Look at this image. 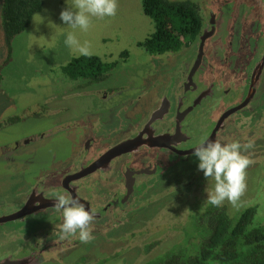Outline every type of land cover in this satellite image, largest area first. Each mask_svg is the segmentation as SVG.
Returning <instances> with one entry per match:
<instances>
[{
  "label": "rangeland",
  "instance_id": "rangeland-1",
  "mask_svg": "<svg viewBox=\"0 0 264 264\" xmlns=\"http://www.w3.org/2000/svg\"><path fill=\"white\" fill-rule=\"evenodd\" d=\"M188 1L198 4L204 19L211 11L215 35L210 43L217 49L226 47L227 41L238 47L240 37L247 35L248 38L246 28L250 23L255 26L264 22L263 14H260L262 0ZM1 4L2 0L0 146L13 148L14 142L23 143L32 136H40L31 145L23 144L17 153L11 150L3 155L0 152V161H37L44 170L67 165L80 156L88 131L86 124L100 117L107 124L102 130L106 136L102 148L119 142L134 132L131 129L140 118L147 117L173 76L185 68V57L191 60L194 56L195 44L163 56L147 54L139 44L150 37L155 28L143 13L142 0H118L114 17L93 18L87 32L75 30L81 43L89 42L91 56L117 62L102 85L86 87L88 83L70 81L61 72L72 59L79 57L65 46L66 35L73 30L59 19L60 12L71 6L72 0H43L42 10L33 17L30 27L13 39L10 54L2 29ZM251 44L253 46L254 41ZM241 52H244L243 48ZM123 53L127 56L120 58ZM238 68L243 75L244 68ZM106 89L113 93L103 100L99 93ZM261 90L264 100V75ZM192 116L189 118L195 125ZM124 117H127L126 121ZM111 122L115 129L119 128L114 137L109 135L114 128ZM260 126L264 135V120ZM249 129L244 127L238 131L246 141H255V147L249 150L255 164L247 169V191L239 207H232L227 202L222 207L231 218L254 207L255 222L263 225L264 136H253ZM168 160L171 161L170 169L158 167L159 171L164 169L162 183L152 182L146 196L144 194L135 201L130 218L125 217V225L117 224L113 229L93 233L95 239L89 244L77 243L73 238L63 240L64 243L55 250L45 252L42 264H144L185 241L187 235L195 231L194 226L208 205L205 189L211 190L214 181L206 180L202 171H198L199 161L194 156L180 160L170 156ZM48 171H44L43 178L50 175ZM20 177L19 171L8 173L0 165V200L8 199L12 186L20 184ZM84 193L88 195L85 190ZM122 219L119 215L118 222Z\"/></svg>",
  "mask_w": 264,
  "mask_h": 264
},
{
  "label": "flooded vegetation",
  "instance_id": "flooded-vegetation-1",
  "mask_svg": "<svg viewBox=\"0 0 264 264\" xmlns=\"http://www.w3.org/2000/svg\"><path fill=\"white\" fill-rule=\"evenodd\" d=\"M262 4L263 11L259 13L264 19V0ZM199 13L203 26L194 43V56L191 60L185 57V68L173 76L147 117L137 121L130 135L102 148V141L106 139L102 130L107 124L102 117L92 119L86 124L88 131L80 156L67 165L47 169L50 175H45V178L43 173L47 170L37 161H0L8 173L13 174L16 170L21 173L20 184L12 186L8 199L0 200V263L31 258L30 264H42L45 252L64 243L57 234V226L62 219L53 208L57 193L70 194L80 200L86 210L94 213L93 233L110 230L117 224L123 226L127 223L125 217L130 218L133 204L144 194L146 196L152 182L162 183L164 169L171 167L168 157L178 160L189 158L201 141L226 143L236 140L244 143L246 138L238 133L239 128L250 127L249 132L253 136L263 135L260 122L264 120L261 92L264 65L259 74L257 67L264 58V22L261 23L263 26L250 23L246 28L249 36L247 38L244 33L246 36L240 37L238 47L227 41L226 47L217 49L210 43L215 35L212 13L209 10L207 19L203 18L200 8ZM242 48L245 53L241 52ZM239 66L244 68V76ZM104 80L83 82L88 83L86 87L93 88L102 85ZM112 93L111 89H106L99 95L106 100ZM247 98L248 103L239 108ZM192 114L195 125L189 118ZM249 117L250 120L247 119ZM124 118L126 121L127 117ZM110 125L114 128L109 135L114 137L119 128L115 129L114 122ZM39 136H32L23 143L14 142L13 148L2 145L0 152L3 155L11 150L17 153L23 144L31 145ZM135 139L137 142L126 148L128 152L107 156L108 160L89 174L68 179L81 169L92 166L116 146ZM159 166L164 169L159 171ZM92 176L95 178L89 179ZM119 215L123 216L121 222H118Z\"/></svg>",
  "mask_w": 264,
  "mask_h": 264
},
{
  "label": "trees",
  "instance_id": "trees-1",
  "mask_svg": "<svg viewBox=\"0 0 264 264\" xmlns=\"http://www.w3.org/2000/svg\"><path fill=\"white\" fill-rule=\"evenodd\" d=\"M42 6L43 0H2L1 23L8 54L13 39L30 27ZM142 10L155 28L139 44L149 55L188 48L202 30L199 7L192 1L142 0ZM116 66L117 62L97 56H79L61 72L70 81L100 82ZM255 215L256 208L250 207L231 218L223 207L208 204L185 241L144 264H264V224L255 222Z\"/></svg>",
  "mask_w": 264,
  "mask_h": 264
},
{
  "label": "clouds",
  "instance_id": "clouds-1",
  "mask_svg": "<svg viewBox=\"0 0 264 264\" xmlns=\"http://www.w3.org/2000/svg\"><path fill=\"white\" fill-rule=\"evenodd\" d=\"M117 9L118 0H72L71 6L59 14V19L67 28L73 30L67 33L65 46L79 56L90 57L92 52L89 42L81 43L75 35V30L87 32L93 18L103 20L106 17H114ZM41 19L43 20L42 17ZM254 147V139H248L244 143L236 140L226 143L201 141L194 148L192 155L199 161L198 171H202L206 180L214 181L211 190L205 189L207 204L217 208L222 207L225 202L232 207L240 206L241 198L247 191V169L255 164L249 151ZM53 208L62 219L57 226L60 240L71 237L78 239L82 244H89L95 239V215L86 210L80 200L70 194L57 193Z\"/></svg>",
  "mask_w": 264,
  "mask_h": 264
},
{
  "label": "water",
  "instance_id": "water-1",
  "mask_svg": "<svg viewBox=\"0 0 264 264\" xmlns=\"http://www.w3.org/2000/svg\"><path fill=\"white\" fill-rule=\"evenodd\" d=\"M203 40H204V37L201 38V41H203ZM263 65H264V58L262 59L261 64L257 67V74H259V72L261 71ZM248 100H249V98H247L246 101L239 108L245 106L248 103ZM238 109H235V110H238ZM135 142H137V139L131 140L129 142H125L123 144H120V145L116 146L114 149H112L109 152H107L106 155H104L102 158H100L92 166H90L88 168H85V169H81V171H79L78 173H76L73 176L69 177L68 179L69 180H73V179H77L79 177H83V176L89 174L91 171H93L95 169V167H97L98 165H101L103 162L107 161L108 158H109L108 157L106 159L107 156L112 157L115 154H121V153H124V152L126 153V152H128V151H125L126 148H128L129 145H131V144H133ZM30 263H31V258H28V259H25V260L13 261V262H10V261L7 260V261H4V262H1L0 264H30Z\"/></svg>",
  "mask_w": 264,
  "mask_h": 264
}]
</instances>
